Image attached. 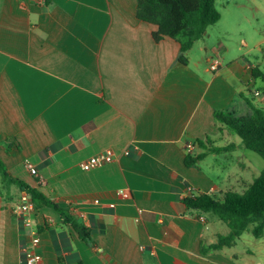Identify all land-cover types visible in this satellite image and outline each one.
I'll list each match as a JSON object with an SVG mask.
<instances>
[{
    "label": "crops",
    "instance_id": "0c3cea01",
    "mask_svg": "<svg viewBox=\"0 0 264 264\" xmlns=\"http://www.w3.org/2000/svg\"><path fill=\"white\" fill-rule=\"evenodd\" d=\"M236 3L215 0L220 19L182 63L176 40L155 41L156 26L135 17L137 0H0V159L91 230L87 243L55 210L37 208L44 264H264V235L248 228L232 245L209 249L228 227L181 200L242 192L264 169L214 118L216 109L248 113L243 96L259 74L243 57L224 60L230 48L220 35L233 28H210L231 10L247 46L240 23L256 18ZM205 137L223 149L186 166V154L207 150L198 144ZM106 148L113 161L81 169ZM10 193L0 194V264H21L27 231L12 213L20 191L11 185Z\"/></svg>",
    "mask_w": 264,
    "mask_h": 264
},
{
    "label": "trees",
    "instance_id": "16d2710c",
    "mask_svg": "<svg viewBox=\"0 0 264 264\" xmlns=\"http://www.w3.org/2000/svg\"><path fill=\"white\" fill-rule=\"evenodd\" d=\"M44 2L48 3L49 0ZM135 17L156 26L152 32L155 41L165 36L176 40L179 44L178 59L182 63H187L185 53L195 41L204 36L209 26L218 22L221 14L216 8L215 0H137ZM243 97L250 109L248 113L240 114L233 108L216 109L214 118L235 133L245 148L264 158V108L256 106L249 98ZM207 139L205 137L204 141L199 140L198 144L207 147L205 141L210 142ZM4 145L9 152L11 144L4 142ZM222 149L212 146L196 155L186 154L184 164L188 167L196 166L208 152ZM11 185L17 187L20 192L28 193L36 209L52 208L59 214L63 223L69 224L74 229L79 238L87 243L91 241L89 226L38 188L13 177L0 159V194L5 200L12 198ZM181 200L188 210L198 213L212 212L228 227V233L218 236L217 241L208 246L209 249L232 245L248 228L256 238L264 235V169L253 177L242 192L229 189L222 191L220 197L201 192L183 197Z\"/></svg>",
    "mask_w": 264,
    "mask_h": 264
},
{
    "label": "rangeland",
    "instance_id": "374dc122",
    "mask_svg": "<svg viewBox=\"0 0 264 264\" xmlns=\"http://www.w3.org/2000/svg\"><path fill=\"white\" fill-rule=\"evenodd\" d=\"M239 0H229L231 5L230 9H233L234 5H237ZM244 1L246 11L255 16L256 20L252 24L246 23L242 21L240 26L243 27L244 30V37L247 41V46H242L239 43V36L237 33V23H235V19H233L231 10L229 12L223 13V19L216 25L210 27L212 32L221 25H225L233 28L236 32L233 33V36L221 34L220 38L228 43L230 50H227L223 53V57L225 61L232 60L238 57H243L247 62L254 64L257 66L259 74L256 75L255 81L253 84V91L258 89L260 94L255 96L253 91L246 92V96L253 101L257 106L264 108V0H241ZM249 6V7H247ZM219 8H221L218 5ZM216 38L214 41L209 45L212 47L215 44ZM237 109L239 112L243 111L244 108L240 106L239 100L237 101ZM244 103V101H243ZM245 105V103H244ZM246 109V107H245ZM249 111V107H248ZM226 127V126H224ZM236 135V134H235ZM237 137V136H236ZM243 151L246 152L243 156L244 159L251 158L253 161L259 160L261 163H264V158L258 155L256 152L249 150L243 146Z\"/></svg>",
    "mask_w": 264,
    "mask_h": 264
},
{
    "label": "built area",
    "instance_id": "2783aa9c",
    "mask_svg": "<svg viewBox=\"0 0 264 264\" xmlns=\"http://www.w3.org/2000/svg\"><path fill=\"white\" fill-rule=\"evenodd\" d=\"M220 64L221 60L218 55L211 57L210 69L216 70ZM253 94L255 96L259 95V91L255 89ZM121 153L128 155L130 151L128 148H124ZM115 156L116 153L112 148H106L86 158L81 162L80 167L82 170L96 168L113 161ZM26 165L31 173H36V169L31 163L27 162ZM35 212L36 208L29 194L21 191L16 203L12 206V213L15 217L19 218L23 230L25 229L27 231L24 234L27 238L20 246L21 264H44L43 257L38 251L40 236L35 220Z\"/></svg>",
    "mask_w": 264,
    "mask_h": 264
}]
</instances>
